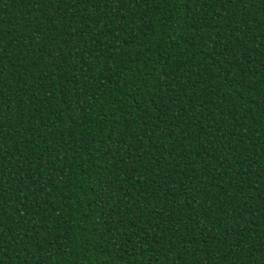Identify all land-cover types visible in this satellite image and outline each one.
Listing matches in <instances>:
<instances>
[{
    "label": "trees",
    "instance_id": "obj_1",
    "mask_svg": "<svg viewBox=\"0 0 264 264\" xmlns=\"http://www.w3.org/2000/svg\"><path fill=\"white\" fill-rule=\"evenodd\" d=\"M0 264H264V0H0Z\"/></svg>",
    "mask_w": 264,
    "mask_h": 264
}]
</instances>
